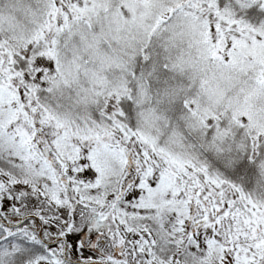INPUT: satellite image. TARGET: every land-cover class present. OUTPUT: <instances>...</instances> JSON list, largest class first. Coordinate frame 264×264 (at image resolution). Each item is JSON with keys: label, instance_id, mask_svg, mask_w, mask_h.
Returning <instances> with one entry per match:
<instances>
[{"label": "snow or ice", "instance_id": "1", "mask_svg": "<svg viewBox=\"0 0 264 264\" xmlns=\"http://www.w3.org/2000/svg\"><path fill=\"white\" fill-rule=\"evenodd\" d=\"M0 264H264V0H0Z\"/></svg>", "mask_w": 264, "mask_h": 264}]
</instances>
